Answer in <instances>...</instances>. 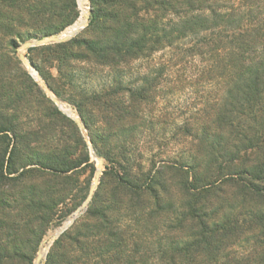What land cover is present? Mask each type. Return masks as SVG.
<instances>
[{"label": "trees", "instance_id": "obj_1", "mask_svg": "<svg viewBox=\"0 0 264 264\" xmlns=\"http://www.w3.org/2000/svg\"><path fill=\"white\" fill-rule=\"evenodd\" d=\"M6 1L12 8L16 0ZM90 4L92 17L108 23L101 35L106 46L97 53L111 51L116 63L155 45L176 46V67L189 58L196 64L195 83L206 81L212 91L197 122L183 131L193 149L188 160L158 168L142 182L124 171L119 158L107 157L124 172L113 175L114 191L106 207L99 209L94 194L84 215L54 241L45 264H264V0ZM66 5L70 12L61 28L47 36L75 21L74 0ZM86 47L95 52L92 45ZM69 125L76 128L71 121ZM91 143L95 148L93 138ZM17 145L5 153L7 160L0 157V264H33L51 218L68 201L73 171L93 168L82 138V155L72 163L64 159L65 147L51 148L55 154L48 158L21 160L15 157ZM171 170L178 179L176 209L164 201ZM16 173L31 181L9 188L6 174ZM225 184L234 186L243 200L259 201L262 209H240L235 217L223 212ZM162 229L176 233L169 244L161 245ZM247 235L252 236L246 242L257 250H243L245 255L223 250L225 241ZM147 236L157 242L154 250H147Z\"/></svg>", "mask_w": 264, "mask_h": 264}, {"label": "rangeland", "instance_id": "obj_2", "mask_svg": "<svg viewBox=\"0 0 264 264\" xmlns=\"http://www.w3.org/2000/svg\"><path fill=\"white\" fill-rule=\"evenodd\" d=\"M80 1L74 0L75 21L48 36L47 32L61 28L70 12L66 5L69 0H16L12 8L6 0L0 1V157L9 154L17 142L15 157L19 155L21 160L48 158L55 154L51 148L65 147L64 159L72 163L82 155V138L93 164V168L81 166L73 171L68 201L51 218L33 264H45L60 237L54 239L57 230L84 204L94 182L96 188L87 208L97 194V205L103 209L114 191L115 173L128 171L147 182L156 169L188 160L193 149L183 131L197 122V113L212 91L206 81L195 83L196 64L189 58L176 67V46L161 49L155 45L150 52L116 63L111 51L97 53L99 47L106 46L101 35L108 23L92 17L90 0ZM80 18L84 19L80 29L64 36ZM51 37L63 41L38 45ZM89 44L95 52L87 49ZM70 121L76 128L69 125ZM107 157L119 158L124 171L107 162ZM19 173L6 174L9 188L31 181L28 175L21 179ZM184 173L191 176L188 168ZM166 178L164 201L176 209V170ZM222 192L226 195L223 212H232L234 217L240 209L245 213L262 209L259 201L243 200L232 185L222 186ZM72 206L75 208L61 218ZM243 218L249 221L246 215ZM159 234L161 245L176 236L166 229ZM251 236L230 238L223 243V250L243 255V250H257L252 241L246 242ZM147 241V250H154V238L147 236Z\"/></svg>", "mask_w": 264, "mask_h": 264}, {"label": "water", "instance_id": "obj_3", "mask_svg": "<svg viewBox=\"0 0 264 264\" xmlns=\"http://www.w3.org/2000/svg\"><path fill=\"white\" fill-rule=\"evenodd\" d=\"M61 41H63L61 38H58V37H51V38H49V39L40 40V41L38 42V45H41V46H42V45L49 44V43H51V42H61ZM27 47H30V45H27ZM20 59H21L24 63L28 64L27 61H26V58H25L24 56H21ZM28 66H30V64H28ZM54 102L56 103V101H54ZM95 188H96V182H94V184L92 185V187H91V189H90V192H89V195H88V197L86 198L84 204H83L80 208L76 209V210H75V211H74V212H73V213H72V214L66 219L65 223L63 224V226L57 230L54 239H56L59 235H62L66 230H68V229L71 227V225L74 223V221H75V220H76L81 214H83V213L86 211V209H87V204H88V202L90 201L91 196H92V194H93L94 191H95Z\"/></svg>", "mask_w": 264, "mask_h": 264}, {"label": "bare ground", "instance_id": "obj_4", "mask_svg": "<svg viewBox=\"0 0 264 264\" xmlns=\"http://www.w3.org/2000/svg\"><path fill=\"white\" fill-rule=\"evenodd\" d=\"M82 4V2H84V0L80 1ZM82 13H84V9L83 11H81ZM83 18V17H82ZM80 18V20L75 24L73 25L72 27H70L69 29H67L65 32H64V36H71L72 34H75L79 29L80 27L84 24V19ZM64 110V109H63ZM68 112H70L69 110H66Z\"/></svg>", "mask_w": 264, "mask_h": 264}]
</instances>
